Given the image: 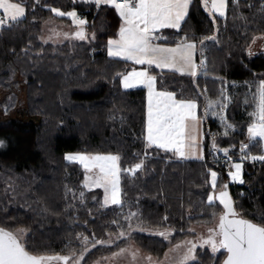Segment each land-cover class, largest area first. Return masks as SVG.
Returning a JSON list of instances; mask_svg holds the SVG:
<instances>
[{
  "label": "trees",
  "instance_id": "16d2710c",
  "mask_svg": "<svg viewBox=\"0 0 264 264\" xmlns=\"http://www.w3.org/2000/svg\"><path fill=\"white\" fill-rule=\"evenodd\" d=\"M25 5L20 22L0 28V228L29 230L25 250L36 256H68L111 233L135 229L115 246L95 248L86 262L130 239L162 256L169 242L156 233L173 231L176 240L192 224L214 223L224 208L218 199L209 205L207 197L218 196L225 184L236 218L264 226V162L251 160L263 155L264 145L248 136L264 81V50H251L264 38V0H228L225 17L193 0L180 30L161 32L165 43L185 38L197 43V59H205L195 78L150 69L160 89L198 102L205 127L203 161L178 160L147 146L146 89L125 90L122 75L135 65L108 55L119 16L77 0H26ZM51 8L83 15L86 38L43 42L46 21H70ZM213 35L214 41L204 39ZM209 101L218 103L206 114ZM220 104H227L220 114L224 120L213 114L220 113ZM213 143L222 153L250 144L243 156L244 183L232 182L225 167L211 160ZM82 152L120 158L121 205L105 206L104 189L86 187L84 167L65 159ZM141 162L134 175L123 171ZM211 171L217 173L215 190ZM130 213L137 215L128 219ZM222 253L212 262L206 250L193 264H224L227 253Z\"/></svg>",
  "mask_w": 264,
  "mask_h": 264
},
{
  "label": "snow or ice",
  "instance_id": "6c2138e0",
  "mask_svg": "<svg viewBox=\"0 0 264 264\" xmlns=\"http://www.w3.org/2000/svg\"><path fill=\"white\" fill-rule=\"evenodd\" d=\"M38 2V0H37ZM97 7L109 5L118 13L122 24L118 32V39L108 41V55L121 57L132 61L137 65H147L144 70L122 75V85L125 89L143 86L147 89V124L145 140L148 147H156L164 151L173 152L183 159H203V149L197 143V125L200 118L196 114L197 104L193 100H177L171 92L156 90V76L151 75L149 69L152 66L161 70L179 72L192 77L198 75V67H203L201 60L199 66L195 62L197 51L194 42L183 39L175 47L160 46L154 41L165 39L157 36L160 29L171 28L180 30L188 15L191 0H88ZM210 14L225 15L226 0H203ZM50 11L56 16H68L78 29L74 35L81 40L86 38L85 25L87 21L77 16L75 11L63 12L58 8ZM26 15V9L20 2L12 0H0V28L9 27L11 23L20 22ZM67 36V34H65ZM207 40H215L216 37H205ZM204 39L200 41L204 43ZM255 42V38L253 39ZM251 55V52L249 53ZM227 99V97H225ZM218 102L209 101L208 108L216 107ZM227 104H220V115ZM252 115L257 117V122L248 128L250 140H264V81L258 89L257 111ZM231 127V125H227ZM227 134V133H225ZM2 143V142H0ZM216 145L213 143V148ZM200 148V155L197 149ZM247 148V145L244 146ZM227 156V150H223ZM243 151V149H242ZM66 160L79 162L85 169V186H94L104 189V205H121L120 198V173L119 157L113 155L83 154L66 155ZM253 160H264V155L251 157ZM143 167V163H136L131 168L123 169L124 172L135 174ZM235 169L228 173L232 182L243 183L242 165H232ZM210 184L217 188V173L210 172ZM228 185L222 186L218 196L209 195V205L218 199L223 205L224 214L219 216V221L214 228L208 229L206 238H202L199 244L189 240L177 248L187 246V251L182 257L180 264H189L195 260L197 247L209 246L213 253L223 250L227 253L224 264H264V226L251 223L250 221L236 218L231 198L227 192ZM83 195V193H81ZM137 213H130L131 219ZM231 217V218H230ZM165 220L167 217L164 218ZM115 223V221H114ZM23 231V230H21ZM157 235L168 238L169 232H158ZM124 235V233H120ZM87 239V238H85ZM98 243H102L98 241ZM123 251V250H122ZM70 257L67 256H36L31 255L19 241L17 236L10 231L0 228V264H48L53 260L63 261L68 264ZM83 259V257H81ZM78 264V262H77Z\"/></svg>",
  "mask_w": 264,
  "mask_h": 264
},
{
  "label": "rangeland",
  "instance_id": "374dc122",
  "mask_svg": "<svg viewBox=\"0 0 264 264\" xmlns=\"http://www.w3.org/2000/svg\"><path fill=\"white\" fill-rule=\"evenodd\" d=\"M225 15L227 16V12H225ZM225 15L223 17H225ZM59 37L60 38H58L57 41H62L63 39H65V37L62 35ZM67 40H80V39H67ZM263 41H264V38L258 39L256 42H258L259 45H261L260 48H259V45L255 42L253 43L251 50L253 52L264 50ZM63 42L65 41L54 43V44H59ZM255 122H257L256 116H255L254 121L251 123V125ZM245 153L246 152H244V154ZM76 154L94 156V155H89L85 152L75 153V154H70V155H76ZM244 154L241 157H243ZM70 163H79V162H70ZM89 188H97V187L89 186ZM108 205H111V204H108ZM220 215L221 213L219 214V216ZM219 216L216 218L214 223L192 224L191 226H189L187 234H185L183 237L178 238L176 240L173 239L174 238L173 231L167 230L169 232V235L166 240L169 242V246L166 248L162 256H157V255L144 251L134 239H130L125 244H120V246L116 247L114 250L108 251V249H106L104 251L98 252V255H99L98 258L94 259L90 263L86 262V258L88 257V254L94 251L95 248L99 246L104 247V248L115 246L116 244H119L124 238H127V236H129V234L132 233L133 230H135L133 229L132 231H129V232L121 231L119 233H111L108 235L106 239L100 241L102 243L96 242L92 245H88L81 252H71L67 256V257H70L68 264H77V262L78 264H180L182 257L187 251V246H182L180 248H177L176 245L178 244L183 245V242L189 241V240L199 244L202 238L207 237L208 229L214 228L217 225L219 221ZM136 229L142 230V228H136ZM143 231L147 232L149 231V229L148 230L144 229ZM10 232L15 234L17 238L19 239V241L22 243V245L26 248V240L29 234V230H27L24 227H20L14 230H10ZM158 232H163V231H158ZM120 233H124V235H120ZM206 250L207 251L209 250V253L212 256V260H213L212 262L217 260L219 257H223L222 250L220 252L213 253L211 248L206 245L202 248L197 247V249L195 250V260L189 261V264H193L195 262H198L199 260L201 261L202 260L201 254L203 252H206ZM81 257H83V259H81ZM48 264H63V261L53 260L51 262H48Z\"/></svg>",
  "mask_w": 264,
  "mask_h": 264
},
{
  "label": "crops",
  "instance_id": "0c3cea01",
  "mask_svg": "<svg viewBox=\"0 0 264 264\" xmlns=\"http://www.w3.org/2000/svg\"><path fill=\"white\" fill-rule=\"evenodd\" d=\"M77 1H79V2H81V3H84V4H91L92 6H96L94 3H91V2H88V0H77ZM12 2H20V0H12ZM192 2H193V0H191V4H192ZM228 0H226V8H225V12H227V10H228ZM191 4L189 5V9H188V15H189V12H190V7H191ZM22 6H24L25 7V9H26V5H25V0H22ZM97 7V6H96ZM97 8H102V10L104 11V12H107L108 11V9H110V10H112L113 12H114V14H116V16H119L118 15V13L115 11V9L114 8H112L111 6H109V5H100L99 7H97ZM26 11H27V9H26ZM74 11H76V10H74ZM208 11H209V9H208ZM77 12V11H76ZM210 12V11H209ZM104 14V13H103ZM188 15H187V17H188ZM213 15V14H212ZM214 15H217V16H219L218 14H214ZM26 16V15H25ZM77 16L78 17H80V18H83V19H85L84 17H82L83 15H81V14H79L78 12H77ZM226 16V15H225ZM65 17H67V16H65ZM186 17V18H187ZM221 17V16H220ZM86 20V19H85ZM121 23H120V26H119V29H120V27H121V24H122V21H120ZM183 24V23H182ZM182 24H181V26H182ZM86 26V25H85ZM165 29H168V28H164V29H160L159 30V32L158 33H156V35L157 36H160L161 35V32L162 31H164ZM78 29L76 28V26L72 23V20H71V18H70V21H68V22H66V23H62V22H59V21H53V20H48V21H46L44 24H43V28H42V31H41V40L43 41V42H45V43H58V42H62V41H66L67 39H79V38H76L75 37V35H74V33L77 31ZM119 32V31H118ZM65 34H67V36L65 35ZM87 29H85V35L87 36ZM64 36L65 37V39H63L62 41H57V39L58 38H60L59 36ZM161 37V36H160ZM119 37H118V35L116 36V37H114V38H111L110 40H114V39H118ZM264 42V41H263ZM154 43H156V44H158V45H160V46H164V47H175L178 43H180V42H176V43H172V44H170V43H165V42H162L161 41V39H156L155 41H154ZM258 45H259V43L258 42H256ZM196 44V48H197V51H196V54H195V57H194V59H195V62L197 63V65L199 66V64H200V61L201 60H203L204 61V63H205V59H203V57L201 56V59H200V61H198V59H197V56H198V52L200 53V46L197 44V43H195ZM260 46L261 45H259V48H260ZM114 58H120V59H123V58H121V57H114ZM128 61V60H127ZM129 62H132V61H129ZM133 63V62H132ZM135 66L130 70V71H128V72H131L133 69H135V70H137V71H140V70H144L145 68H147L148 66L147 65H137V64H135V63H133ZM152 67H155V66H152ZM203 68H204V64H203V67H198V74H200L201 73V71L203 70ZM159 69V68H158ZM159 70H161V69H159ZM149 71H150V69H149ZM162 71H170V70H168V69H164V70H162ZM127 72V73H128ZM170 72H175V71H170ZM126 73V74H127ZM176 73H179V72H176ZM151 74V73H150ZM179 74H181V73H179ZM152 75V74H151ZM183 75H186V74H183ZM123 86V85H122ZM155 87H156V90L157 91H165V92H171V91H166V90H162V89H160L159 87H158V82H157V78H156V85H155ZM124 88V87H123ZM137 88H145V87H143V86H138V87H135V88H129V89H125V90H132V89H137ZM146 89V88H145ZM146 93H147V89H146ZM171 93H173L174 95H175V98L177 99V100H182V99H179V98H177V96H176V94L174 93V92H171ZM193 101H195V100H193ZM196 102V104H197V109H196V114H197V116L200 118V121H199V123H198V125H197V132H196V135H197V143L200 145V148H202L203 149V159H183V158H180V157H178L177 155H175L173 152H171L172 154H173V156H175V158L176 159H178V160H183V161H194V160H196V161H203L204 159H205V157H206V152H205V147H204V139H205V127H204V120H203V118L200 116V110H199V104H198V102L197 101H195ZM147 107H148V100L146 101V124H147ZM248 136H249V134H248ZM259 139V138H258ZM263 141V145H264V140H262ZM250 142H253V140H250ZM154 147V146H153ZM156 148V147H155ZM200 148H198L197 149V155H200ZM159 149V148H158ZM160 150H162V149H160ZM164 151V150H163ZM170 152V151H169ZM68 155H70V154H68ZM108 155H112V154H108ZM263 155H264V153H263ZM113 156H115V155H113ZM257 157H259V156H257ZM242 159L243 158H239V159H237L234 163H233V165L234 164H236V163H240L241 165H242V179H243V183H244V165H245V162H243L242 161ZM244 160V159H243ZM252 161H256V162H258V163H263L264 162V160H259V159H257V160H253V159H251ZM235 183H238V184H242V183H239V182H235ZM120 198H121V187H120ZM121 201H122V199H121ZM110 204V203H109Z\"/></svg>",
  "mask_w": 264,
  "mask_h": 264
},
{
  "label": "built area",
  "instance_id": "2783aa9c",
  "mask_svg": "<svg viewBox=\"0 0 264 264\" xmlns=\"http://www.w3.org/2000/svg\"><path fill=\"white\" fill-rule=\"evenodd\" d=\"M247 145V148H244V146ZM250 144L249 143H244L241 144L238 147H233L230 151L227 152V156L225 155V152H220L218 147L216 146L215 148H211V160L214 161L215 163L222 165L225 167L227 173L234 171L235 169L232 167L233 163L239 159V158H243L241 157L244 152H247V150L249 149ZM243 149V151H242ZM242 161L245 162L246 159H244ZM255 163L258 164V162L254 161Z\"/></svg>",
  "mask_w": 264,
  "mask_h": 264
}]
</instances>
